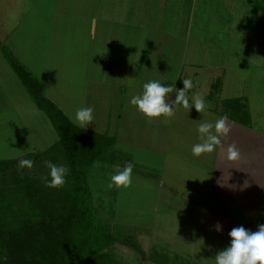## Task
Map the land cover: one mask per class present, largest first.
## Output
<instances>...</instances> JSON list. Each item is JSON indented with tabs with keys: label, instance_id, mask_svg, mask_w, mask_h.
I'll list each match as a JSON object with an SVG mask.
<instances>
[{
	"label": "rangeland",
	"instance_id": "374dc122",
	"mask_svg": "<svg viewBox=\"0 0 264 264\" xmlns=\"http://www.w3.org/2000/svg\"><path fill=\"white\" fill-rule=\"evenodd\" d=\"M202 1L189 11L188 23L178 8L167 11L170 22L183 26L175 30L184 31V37L156 40L164 47L147 66L140 59H117L115 49H104L99 34L90 35L87 15H94L96 0H0V47L8 46L47 84L48 95L70 119L78 108L91 107L94 120L88 129L114 137L119 127L118 142L108 155L114 161L99 163L89 179L94 215L117 239L107 252L118 264H215L234 227L256 231L264 224V172L254 170V161H245L248 156L241 157L243 149L236 160L227 158L228 140L199 157L191 151L201 143L200 123L214 125L226 99L245 98L252 124L264 127V15L246 0ZM170 35L176 39L177 33ZM185 78L194 85L190 104L191 98H203L207 109L178 107L166 121L170 126L158 119L144 123L147 118L130 104L131 97L156 80L174 86L171 102ZM127 102L129 117L121 127ZM58 140V131L0 52V161L31 160V168L18 163L17 173L49 174L50 160L41 154ZM242 159L250 171H228ZM129 163L131 185L108 188L116 166ZM51 228L41 220L24 227L8 246L10 261L54 262Z\"/></svg>",
	"mask_w": 264,
	"mask_h": 264
},
{
	"label": "trees",
	"instance_id": "16d2710c",
	"mask_svg": "<svg viewBox=\"0 0 264 264\" xmlns=\"http://www.w3.org/2000/svg\"><path fill=\"white\" fill-rule=\"evenodd\" d=\"M246 1L264 15V0ZM0 52L8 59L36 107L47 115L59 133L58 142L41 155L70 169L66 182L51 188L45 182V178L51 179L45 173L48 171L43 175L42 172L36 176L20 175L15 170L18 159L0 161V264H16L9 259L10 242L19 239L24 227L36 226L40 220L50 225V233H54L55 257H50L54 262L49 264H118L107 252L117 244V239L110 227L94 215V194L89 182L93 168L99 163L114 161L108 155L116 146V138L74 124L47 97L46 84L8 46H1ZM222 105V117L243 126L251 125L245 98L226 99ZM42 254L49 257L47 252Z\"/></svg>",
	"mask_w": 264,
	"mask_h": 264
},
{
	"label": "crops",
	"instance_id": "0c3cea01",
	"mask_svg": "<svg viewBox=\"0 0 264 264\" xmlns=\"http://www.w3.org/2000/svg\"><path fill=\"white\" fill-rule=\"evenodd\" d=\"M197 1L198 0H96V9L91 10V12H94V15H87V17L91 19L88 21L90 26L89 32L90 35L94 34L97 36L99 34L101 37L100 42L101 44H104V49H115L117 51V59L130 58L132 60H136V62H139L140 59L142 60L141 63H147L148 66V60H151L154 63L155 56L158 53L157 50H161V47H164L162 45L163 42L158 43L157 41L177 40L178 42V39L179 41L183 39L182 34L185 32L181 31V33L178 34L177 30H175V28L179 26H181L183 30V26L181 24L177 25V23H175L173 20L170 22L167 18L169 13L167 11L169 9L178 8L179 14H181V16L185 18L186 22L188 23L189 11L193 12L198 8ZM207 1L212 0H203L202 5L203 2ZM176 3L179 4V7L176 5ZM202 5L200 6L201 8ZM169 25L173 28L170 29ZM170 33H177V36L175 37L176 39L172 38L174 36L170 35ZM161 64H165L166 66V64L169 63L163 61ZM159 73H164V70ZM178 80L180 81V79ZM175 82H178L177 79H175ZM124 85H126V82L121 84L125 90L126 88H124ZM46 95L66 115L65 111L58 105V103L48 95L47 84ZM127 96L129 98L128 93ZM127 105L128 102L126 106L123 105L122 108L124 113L120 117V120L123 121L121 127H125V117H129V112L126 110ZM153 119H158L160 123L165 122V124L167 123L166 121H170V117L166 118L164 116ZM70 120L73 122L72 119ZM146 120L147 121H144V123L147 122L150 124V119L147 118ZM227 120L232 123L227 124L230 126V133L227 137H225V139L222 140L221 144L224 145L226 140H228V146L236 142L235 144L237 147L241 150L243 149L241 157L244 158V156H248V158H245V161L253 160L256 166V169L254 170L259 169L260 171L264 172V132H262L264 131V127L260 128L258 125L254 126V123H251L253 126L250 125L251 127H248L235 123L229 119ZM90 125L92 126V124ZM166 126H170V122H168ZM83 129L111 136L108 134V132H102L101 129ZM120 130L122 132L121 128ZM119 132L120 131L118 127L114 134V138H116V140L119 138ZM247 147H252L256 152L254 154L249 153L250 151ZM221 149L222 147H220V150ZM245 161H243V159L239 160L233 166V169H228V171H237L238 169L250 171L249 167L247 166V162ZM247 173L249 174V172ZM251 176H253V174Z\"/></svg>",
	"mask_w": 264,
	"mask_h": 264
},
{
	"label": "clouds",
	"instance_id": "9594fccd",
	"mask_svg": "<svg viewBox=\"0 0 264 264\" xmlns=\"http://www.w3.org/2000/svg\"><path fill=\"white\" fill-rule=\"evenodd\" d=\"M183 85L184 87L175 93V99L169 102V93L173 92L174 86H165L156 80L146 82L143 85V92L132 96L130 104L148 119L161 116L171 117L178 107L190 109L194 107L198 112L203 113L207 109L203 98H191L190 104L189 92L194 86L192 80L183 79ZM93 111L91 107L78 108L72 120L81 128H87L94 120ZM227 119L226 116L221 117L214 125L207 122L200 123L198 132L201 143L192 146L193 156L199 157L204 153H212L217 146L221 145L222 138L227 137L230 133V128L226 124ZM213 128L215 129L214 132L212 131ZM240 155V149L235 143L228 146L227 158L229 160L239 159ZM47 164L51 179L45 178L46 186L61 187L66 182L65 178L70 171L69 167L57 165L50 161ZM19 166L31 168L33 161L21 160ZM132 175L133 165L131 163L122 169L116 166L108 188L129 187L132 183ZM228 235L231 238L230 244L216 254L215 264H264V224L258 225L256 231L246 229L243 226L234 227Z\"/></svg>",
	"mask_w": 264,
	"mask_h": 264
}]
</instances>
